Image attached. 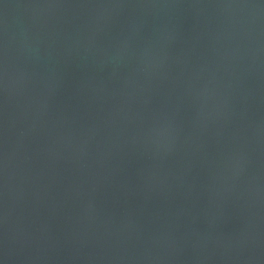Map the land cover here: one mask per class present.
<instances>
[{
  "label": "water",
  "instance_id": "1",
  "mask_svg": "<svg viewBox=\"0 0 264 264\" xmlns=\"http://www.w3.org/2000/svg\"><path fill=\"white\" fill-rule=\"evenodd\" d=\"M0 264H264V0H0Z\"/></svg>",
  "mask_w": 264,
  "mask_h": 264
}]
</instances>
